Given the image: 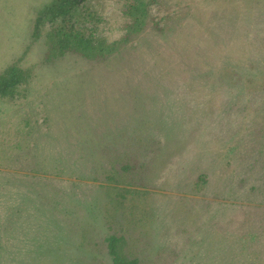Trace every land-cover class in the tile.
Instances as JSON below:
<instances>
[{
    "label": "rangeland",
    "instance_id": "rangeland-1",
    "mask_svg": "<svg viewBox=\"0 0 264 264\" xmlns=\"http://www.w3.org/2000/svg\"><path fill=\"white\" fill-rule=\"evenodd\" d=\"M49 1L0 0V74L27 77L0 90V264H111L115 232L139 264H264V0H155L97 58L47 55ZM89 1L120 40L125 1ZM116 155L148 164L140 241L90 219Z\"/></svg>",
    "mask_w": 264,
    "mask_h": 264
},
{
    "label": "trees",
    "instance_id": "trees-1",
    "mask_svg": "<svg viewBox=\"0 0 264 264\" xmlns=\"http://www.w3.org/2000/svg\"><path fill=\"white\" fill-rule=\"evenodd\" d=\"M124 1L125 14L129 17L131 23L128 26L127 33L118 41L108 42L105 37L94 34L95 27L98 25V22L101 21V17L92 9L89 0H50L45 3L41 10H39L35 25V33L37 34L39 24L44 21L45 18L47 19L45 21H49L50 24V32L46 37L48 56H62L67 52H77L89 57H103L104 55L114 52L116 48L118 49L121 45L130 40L133 33L140 31L141 24L148 15L149 6L155 2V0ZM24 81H27L25 70L16 65H10L0 74V90L3 92H14L17 85ZM118 158L121 160L122 164H110V166H112L110 168L111 172H107L104 178L107 184L104 186L101 185V188L106 189L104 191V197L107 198V204H109L110 207L108 208L107 204L102 207L100 203L95 201L97 208L100 209V213L104 214V216L101 218H93L90 216V219H92L91 221L93 224L100 225L99 221L101 219L105 221V215L109 214L110 220H106L105 222H113L118 218V222L121 223L119 217V215H121L125 228H123V230L128 233H130L129 228L134 230L133 234H131V239L140 241L142 234H135L138 229V221L136 220L137 218L133 216L137 211L136 201L132 200V203H127L126 200L128 198L127 196L130 194L131 196L136 193L141 194L142 192L144 196L148 194L147 190L140 191L131 187L132 185H143V179L145 178L144 174H146L145 168L148 170V164H130L129 162L131 160L128 161L125 160L124 157L116 155V159ZM147 175H149V173H147ZM204 177V175H200L198 178L204 181ZM120 184L123 185L120 186ZM145 214L147 213L145 212ZM144 217L147 218L149 215L147 214ZM77 227L80 228V226ZM155 227H157V225ZM103 240L106 242L107 254L110 257L111 264H139L138 258L130 257L126 254V247L128 244H131L127 236L115 232L108 234ZM82 241L83 238L81 239V242ZM139 243L141 244V242ZM93 245L95 246L97 244L94 243ZM142 245L147 246L148 244L142 243ZM78 247H80V244L77 248ZM79 250L78 248V252ZM63 251L62 249L58 252ZM138 251H141V249ZM94 260L96 264H102L97 258Z\"/></svg>",
    "mask_w": 264,
    "mask_h": 264
}]
</instances>
